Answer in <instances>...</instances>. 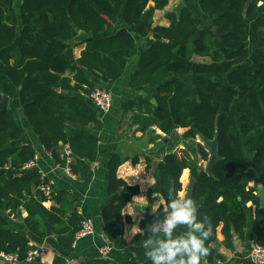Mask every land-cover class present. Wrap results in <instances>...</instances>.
<instances>
[{
    "label": "trees",
    "instance_id": "trees-1",
    "mask_svg": "<svg viewBox=\"0 0 264 264\" xmlns=\"http://www.w3.org/2000/svg\"><path fill=\"white\" fill-rule=\"evenodd\" d=\"M167 3L21 0L17 10L14 0H0V101L8 97L7 107L0 111V253L25 262L33 249L28 233L45 238V223L57 245L70 251L88 218L74 206L77 199L72 194L53 189L46 196L39 189L45 183L40 174L24 169L35 149L19 143L23 132L11 102L16 100L23 120L57 164L63 163L62 150H68L72 174L87 185L91 165L99 159L97 132L102 129L88 96L97 88L110 92L107 84L123 78L139 40L148 44L127 87L133 91L154 87L152 100H128L121 108L130 127L137 126L142 133L157 129L169 138L170 149L157 163L154 184L148 189V198L157 194L167 205L166 210L158 209L156 219L165 220L172 212L170 195L181 191L180 176L187 169L194 178L197 219L207 217L212 225L206 240L210 255L201 264L225 262L211 246L218 227L230 250L233 237L244 239L249 225L254 243L264 246V208L257 195L259 188L264 190V0H199L202 17L183 7L165 16L167 26H154L155 11ZM110 18L123 23L113 34L107 33ZM211 27L224 34L217 38ZM79 31L91 37L68 45ZM80 46L76 58L73 51ZM189 77H193L189 82L184 80ZM212 140L219 159L207 174L200 162L208 160L206 142ZM121 163L119 155L110 157L107 193L115 198L101 212L104 237L114 248L124 247L122 209L139 192L117 177ZM48 201L54 205L46 208ZM21 210L26 212L22 219L26 231L10 229L8 219L19 218ZM184 233L185 226L178 225L171 236ZM146 240L145 235L133 238L134 261L98 263L153 264L146 252L154 249L145 247ZM52 264L65 260L55 256Z\"/></svg>",
    "mask_w": 264,
    "mask_h": 264
},
{
    "label": "crops",
    "instance_id": "crops-1",
    "mask_svg": "<svg viewBox=\"0 0 264 264\" xmlns=\"http://www.w3.org/2000/svg\"><path fill=\"white\" fill-rule=\"evenodd\" d=\"M14 4L15 8L19 10L21 0H14ZM183 7L190 12L194 10L193 14L197 17H202L199 12V0H168L166 7L155 11L153 25L167 26L168 20L165 16L175 11V9ZM110 20L112 28L107 33L113 34L123 26V23L120 18H110ZM19 39L20 29L17 32V42ZM147 44V40H139L136 55L129 61L123 78L106 86L113 96V107L108 113L99 112V120L102 123V129L97 132L100 146L99 159L91 165L92 179L87 185L70 179L65 174L64 165L57 164L53 157L47 155V152L37 141L32 129L23 120L21 108L16 100L11 102L16 112H18V123L23 132L19 143H30L35 149V157L37 159L36 167L33 170L51 180L54 190H66L72 194L77 199L74 206L78 211L85 212L93 220L95 228L93 236L76 241L72 245V249L67 251L57 245L50 227L45 223L47 232L45 238L39 239L28 233L31 240L30 245L33 249L40 251V256L30 262L18 264H52L55 256L62 257L65 260V264H99V261L104 260L99 254L100 248L105 245L103 232L105 224L101 212L115 198L114 195L107 193L108 164L113 154L119 155L122 159V163L117 169V177L128 186H137L139 192L136 195H132L122 209V239L124 247L111 248L105 259L111 262L134 261L136 257L132 252L133 246L131 242L136 235L147 236L148 240H152L159 247L169 239H181L188 235L189 228L186 226L185 233L181 237L169 236L163 232L152 233V228L157 220L158 209L162 207L163 210H166L167 205L162 197L157 194H153L148 198V189L154 184L153 171L157 163L170 149L169 138L164 139V135L157 129H154L155 133L153 130L142 133L137 131V126L130 127L129 116L127 113H123L121 108V105L128 100H152L154 87H148L142 91H133L127 87L129 75L136 67L137 58ZM81 49L82 46L74 48L73 53L76 58L79 57ZM177 132L181 131L177 130ZM65 151L66 148L62 150V162L65 157ZM133 158H137L135 164L131 162ZM202 167L204 166L202 165ZM190 178L189 170H183L180 176L181 191L177 195L174 194L176 197L186 193ZM119 189L122 191L121 188ZM119 189L118 193L121 192H119ZM53 205L52 201L44 203L46 208ZM250 206L251 204L248 203L247 207L249 208ZM24 217H26V212L21 210L19 218H9V228L26 231L22 222ZM142 222H144V227H141ZM101 229L103 232L102 236L99 233ZM215 239L216 241L211 246L225 258L224 264H254L248 259L249 250L254 243L250 225L246 229L244 239L241 240L237 236L233 237V250L224 246L220 227L216 230ZM0 264L9 263L0 258Z\"/></svg>",
    "mask_w": 264,
    "mask_h": 264
},
{
    "label": "clouds",
    "instance_id": "clouds-1",
    "mask_svg": "<svg viewBox=\"0 0 264 264\" xmlns=\"http://www.w3.org/2000/svg\"><path fill=\"white\" fill-rule=\"evenodd\" d=\"M170 207L172 212L163 222V231L170 236L178 225H184L190 231L185 238L169 239L159 248L147 251L146 255L153 264H201V259L210 255L206 240L212 233L211 221L207 217L202 221L197 219L196 203L186 193L172 199ZM149 243L153 241L144 242L145 246Z\"/></svg>",
    "mask_w": 264,
    "mask_h": 264
},
{
    "label": "built area",
    "instance_id": "built-area-1",
    "mask_svg": "<svg viewBox=\"0 0 264 264\" xmlns=\"http://www.w3.org/2000/svg\"><path fill=\"white\" fill-rule=\"evenodd\" d=\"M88 99L92 102V104L95 106V108L98 110L100 113H108L113 107V98L110 92L97 88L95 89L89 96ZM47 155L49 157H52L49 152H47ZM64 160L62 165H64V171L65 174L72 180H77L75 175L72 174L69 164H70V158H69V152L66 150L64 152ZM36 157L34 156L33 160H31L29 163H27L24 167V169H34L36 167ZM41 179L45 181V183L41 184L39 186L40 191H42L46 196H49L51 191L53 190V183L51 180H48L44 175L40 174ZM165 220H156L154 223V226L152 228V233L155 232H163V227H164V222ZM154 229H156L154 231ZM95 234V228H94V222L92 219L89 217L84 220L81 223V228L80 230L76 233L75 239L73 244L81 240L83 238H87L89 236H93ZM113 248V246L109 245H104L102 248L99 250V254L102 258H107V255L109 251ZM40 256V251L37 249H32L31 251L28 252L27 257L25 262H30ZM0 258L3 259L4 261L8 262L9 264H18L19 260L17 255H4L0 253ZM248 259L254 263V264H264V246L258 245L253 243L251 246V249L249 250L248 253Z\"/></svg>",
    "mask_w": 264,
    "mask_h": 264
},
{
    "label": "water",
    "instance_id": "water-1",
    "mask_svg": "<svg viewBox=\"0 0 264 264\" xmlns=\"http://www.w3.org/2000/svg\"><path fill=\"white\" fill-rule=\"evenodd\" d=\"M211 31L214 32V34L216 35L217 38H220L224 34L223 31H221L218 28L216 29L215 27H211ZM90 37H91V35L89 33H85V32L79 31L76 36H74L72 39L67 41V44L68 45H73L75 43H82V42L88 40ZM56 91H59V90H56ZM64 93H67V92L64 91ZM7 104H8V97L4 95V96H2V99L0 101V111L5 109L7 107ZM215 129H217V126H215ZM206 145H207V148H208L209 156H208V160L206 161V163H205V165L203 167V171L206 172L207 174H211L213 165L219 159L218 155H217V151H216L217 143H216V140H212V141H207ZM193 186H194V178L191 177L189 179V184H188V187H187V190H186V194L189 197H192ZM120 191L121 190L119 189V192ZM257 195H258V198H259L260 207L264 208V190L262 188H259ZM174 198H176V196L173 193H171L170 201L172 199H174ZM102 229L99 232L100 236L103 235ZM189 231H190V229H189ZM104 244L111 246V244L108 241H106L105 239H104ZM145 247L147 249H157V248H159V246L155 242L149 243Z\"/></svg>",
    "mask_w": 264,
    "mask_h": 264
},
{
    "label": "rangeland",
    "instance_id": "rangeland-1",
    "mask_svg": "<svg viewBox=\"0 0 264 264\" xmlns=\"http://www.w3.org/2000/svg\"><path fill=\"white\" fill-rule=\"evenodd\" d=\"M180 8H177V9H175V11H177V10H179ZM192 12H194V10H191ZM192 78L193 77H189V78H187V79H184L185 81H187V82H189L190 80H192ZM121 90H122V87H121ZM122 93H123V91H122ZM129 98V97H128ZM17 115H18V112H17ZM19 117V116H18ZM203 166L205 165V163L206 162H200ZM252 185V184H251Z\"/></svg>",
    "mask_w": 264,
    "mask_h": 264
}]
</instances>
